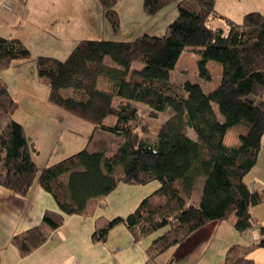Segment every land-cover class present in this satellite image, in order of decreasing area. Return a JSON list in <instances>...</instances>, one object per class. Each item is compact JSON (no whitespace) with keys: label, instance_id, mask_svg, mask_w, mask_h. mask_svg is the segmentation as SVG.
Listing matches in <instances>:
<instances>
[{"label":"trees","instance_id":"1","mask_svg":"<svg viewBox=\"0 0 264 264\" xmlns=\"http://www.w3.org/2000/svg\"><path fill=\"white\" fill-rule=\"evenodd\" d=\"M98 1L103 17L117 31L115 0ZM175 1L177 14L163 35L144 33L130 41L81 39L64 60L36 57L37 75L48 84V100L93 127L82 149L38 166L31 157L35 142L23 126L10 118L0 126V186L26 195L38 184L57 205L44 211L40 224L12 237L21 255L45 242L66 215H87L89 204L121 183L157 181L159 186L134 210L94 230L93 242L106 241L119 225L135 242L161 232L146 248L154 260L208 222L234 215L239 232L257 225L249 209L262 203L264 195L251 189L244 176L255 165L264 136V11L246 12L236 22L216 12L215 0H143L142 7L153 15ZM211 17L224 19L227 31L208 25ZM187 47L200 56L201 75L209 77L207 60L221 65L219 83L208 92L197 83L168 79L169 69ZM29 55L20 39L0 35V71ZM105 57L115 65L106 64ZM64 89L70 90L67 96L62 95ZM138 103L149 107L150 117L167 106L172 110L152 143L142 137L148 126ZM16 109L17 102L0 81V116ZM228 130L237 134V144H224ZM200 176L204 181L194 202L193 185ZM258 233V246L264 249V225ZM223 264L253 260L234 243Z\"/></svg>","mask_w":264,"mask_h":264},{"label":"crops","instance_id":"2","mask_svg":"<svg viewBox=\"0 0 264 264\" xmlns=\"http://www.w3.org/2000/svg\"><path fill=\"white\" fill-rule=\"evenodd\" d=\"M5 5L10 6L22 20L32 21L31 16H37V20L44 21L47 20V16H52V19L50 17L48 19L50 23L54 21L55 12L68 10L70 3L66 0H0V12L5 9ZM214 8L216 12L239 22L246 12L264 11V0H215ZM214 18L219 17L209 18L210 22L207 24L219 27L213 25ZM11 38L22 40L17 36ZM20 61H12L9 68L13 69ZM3 71L5 70L0 71V75ZM14 77L16 83H25V77L22 75ZM8 89L12 94L9 86ZM46 110L54 108L50 106ZM20 124L35 142L36 151L31 157L37 164L39 162L34 155L41 154L37 138L31 130L27 131L25 124ZM223 142L226 145L237 144L238 136L228 130ZM61 178L66 180V175H62ZM244 181L251 189L261 191L264 195V136L257 161L244 176ZM158 186L157 181L143 185L119 184L102 200L89 204L87 215H66L63 224L27 255L19 253L11 241L12 237L40 224L44 211L56 210L57 205L53 197L38 184H34L26 195H19L0 186V264H223L227 248L234 243L239 245L241 253L253 260V264H264V249L258 246V227L264 225V201L249 209L257 221L254 228L245 232L237 231L233 226L235 218H230L232 215L224 220L211 221L191 232L182 243L170 247L154 260L148 257L146 248L161 232L135 242L131 232L119 225L109 232L106 241L91 240L94 230L102 227L113 217L124 216L134 210L140 201Z\"/></svg>","mask_w":264,"mask_h":264},{"label":"rangeland","instance_id":"3","mask_svg":"<svg viewBox=\"0 0 264 264\" xmlns=\"http://www.w3.org/2000/svg\"><path fill=\"white\" fill-rule=\"evenodd\" d=\"M66 1L70 3L68 10H57L53 16L54 21L50 23L48 19L49 17L52 19V16H47V20L44 21L37 20V16H31L32 21L22 20L8 5L0 12V35L9 38L20 37L30 50L28 58L18 59L21 61L13 69L8 67L0 75L2 76L0 81H3L7 88L9 86L11 95L17 102V109L13 113L0 116V126L7 118L18 119L20 123L25 124L27 131L31 130L34 133L41 151L39 156L34 155L39 162L38 166L54 163L82 149L93 126L91 122L67 112L48 100V84L46 79L37 75L36 57L44 55L64 60L81 39L130 41L144 33L160 36L177 14L176 1L150 15L143 10V0H115L119 28L114 31L103 17L98 0ZM214 19L213 25H219L226 32L228 28L226 22L221 18ZM199 59L200 56L190 47L185 48L169 69L168 79L197 83L204 92L210 91L219 83L221 65L213 59L207 60L205 63L209 72L207 77L200 74ZM104 62L115 65L110 57H105ZM15 75L25 77V83H16ZM69 92V89H64L62 95L67 96ZM251 98L256 99L257 96L251 94ZM50 106L54 110L47 111ZM138 106L139 111L145 116L144 123L148 126L142 137L152 143L156 139L158 127L172 114V110L167 106L157 117H150L147 115L149 110L147 105L138 103ZM212 107L217 112L215 103H212ZM217 116L221 119L218 113ZM191 136L194 137L192 134ZM203 179L204 177L200 176L195 180L192 201H198ZM230 218L235 217L232 215Z\"/></svg>","mask_w":264,"mask_h":264}]
</instances>
